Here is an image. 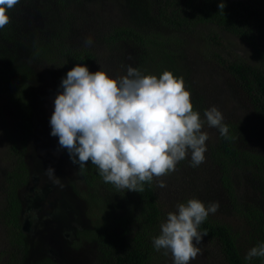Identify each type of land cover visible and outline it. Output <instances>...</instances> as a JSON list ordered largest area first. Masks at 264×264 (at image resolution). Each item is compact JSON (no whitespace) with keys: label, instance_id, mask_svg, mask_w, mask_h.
<instances>
[{"label":"trees","instance_id":"1","mask_svg":"<svg viewBox=\"0 0 264 264\" xmlns=\"http://www.w3.org/2000/svg\"><path fill=\"white\" fill-rule=\"evenodd\" d=\"M123 1L135 23L142 26H117L103 37L105 41L135 44L138 56L134 65L143 74L159 77L168 70L188 80L177 65L183 54L181 48L176 52L166 49L172 45L183 47L197 32L201 54L226 70L248 96L252 117L242 123L249 135L247 142L242 141L244 146L237 140L239 121L229 120L224 123L228 128L226 136L217 130L216 137L206 142L204 153L214 169L217 187L212 190L221 187L226 191L231 202L230 212L242 225L236 229L209 214L199 231H207L204 238L213 243L225 264H264V258L260 257L245 260L252 247L264 242V143H261L264 135L259 134L264 129V0H145L139 5H132L131 0ZM221 2L223 9L219 8ZM12 16L11 22L0 29V83L20 126L17 136L5 134L7 145L3 160L7 163L0 167V217L10 231L6 264H68L55 258L48 244L26 253L30 245L25 242L28 236L22 229L24 200L20 194L30 185L33 175L41 177L44 172L33 163L47 158L41 152L40 140L48 137L51 153H59L71 167L69 186L87 205L83 208L88 220L84 227L61 223L68 247L72 250L86 247V264H149L152 258L158 259L152 240L167 219L166 210L170 207L164 203L171 195L177 199L178 194L161 197L154 181L144 183L142 193L105 183L91 162L82 171L71 162L67 150L59 147L58 137L50 135L51 128H38L44 105L38 93L33 95V86L48 82L45 85L56 94L55 90H62L61 81L67 72L77 64L88 67L92 54L86 48H71L63 40V34L49 33L30 40L16 27L22 19ZM156 26L170 33L158 31ZM241 49L244 53L238 51ZM249 58L255 61H247ZM50 102L54 104L52 97ZM192 104L193 110L202 116L206 110L203 103L197 100ZM245 178L260 187V203L245 204L239 198L236 187ZM253 185H250L252 189ZM205 198L197 197L201 201ZM207 202L208 199L205 205ZM93 209L101 213L94 219L89 214ZM242 240L248 246H242Z\"/></svg>","mask_w":264,"mask_h":264},{"label":"rangeland","instance_id":"2","mask_svg":"<svg viewBox=\"0 0 264 264\" xmlns=\"http://www.w3.org/2000/svg\"><path fill=\"white\" fill-rule=\"evenodd\" d=\"M144 1L131 0V4L139 5L138 3ZM126 7V2L123 0H20V3L9 11V15L10 18L13 15L12 18L22 19L16 23V27L22 35L27 34L30 40L49 35V33L56 36L63 34V40L71 48H86L91 52L92 60L88 65L89 71H98L101 66L110 76L115 78L126 75L128 65L135 67L134 63H136L138 56V49L135 44L119 42V40L117 42L105 41L103 37L105 33L107 34L109 30L117 26H142L138 22L135 23ZM155 29L167 34L170 33L161 26H156ZM89 37H91L92 43L86 46L85 40ZM199 44L200 38L195 32L191 41L183 47L172 45L166 50L176 52L177 48H181L183 54L179 56L181 59L178 60L177 65L187 75L186 89L191 92V98L196 99L192 101H201L206 109L216 106L224 116V123L229 120L232 122L239 121L240 129L237 132V140L239 145L244 146L242 141L247 142L249 135L243 130L242 123L246 118L252 117L248 96L223 69L201 54L198 50L201 47ZM232 48L234 51L237 50L236 45ZM238 51L244 53V49ZM32 81L33 83L36 81V76ZM45 83L42 82L39 86L37 83L32 88L33 95L38 93L43 98L41 103L44 107L40 116L42 122L38 123V128L42 130L51 128L49 118L54 111V104L50 102L51 97L54 102L56 95L62 91L61 89L55 90V94ZM17 119L14 110L6 101L0 83V167L7 163L6 160H3L7 145L5 134L7 133L9 136L18 135L20 126ZM201 119H205L204 112ZM204 127L207 128L204 131L208 133L209 137L206 142H209L216 137L217 129L209 127L206 122ZM259 134L264 135L263 128ZM50 140L49 137L40 140L43 145L41 152H44L47 158L33 164L44 172L41 177L36 175L31 177L30 185L27 186L29 194L23 197V213H26L25 217L27 218V228L24 232L28 236L25 242L30 245V249L26 253L31 254L32 249L48 244L55 258H60L62 261L66 260L68 264H86L88 261L86 247L80 250H72L68 247L61 232V223L65 222L67 226L75 224L84 227L88 220L83 214V208H87V205L69 186L68 179L72 177V172L68 171L71 167L60 157L59 153H51ZM261 143H264V140ZM262 154H264V146ZM204 157L202 164L198 167H192L189 153L188 158L176 165L175 171L159 179H153L156 190L161 197L170 193L178 194L177 199L175 195L167 198L164 204L170 208L166 212H176L178 203L202 196L206 197L205 200L202 199L205 204L207 199V204L219 202V209L215 214H211L212 216L219 218L220 221L233 228L239 229L238 227L242 223L238 217L230 212L232 209L228 199L229 195L221 187L212 190L217 187L214 180V169L207 157ZM50 166L55 169V175L61 179L59 185L50 183V179L45 174V170ZM1 179L0 176V181ZM160 180L164 181L165 187H159ZM205 185L209 188L205 189ZM250 185L253 184L249 183L247 178L241 179V183L236 187L239 198L245 204L260 203V187L256 183L252 189ZM89 214L92 219L95 218L96 214L101 215L94 209L89 211ZM245 227L247 228V226ZM9 232L8 227L3 224L0 217V264H6L8 260L7 236ZM244 244L248 246L247 242L242 240L241 245L244 246ZM199 247L202 254L198 255L190 264H225L216 247L206 238H202ZM26 253L25 256L28 257ZM156 256L158 259L152 258L149 264H173L171 253L167 252L166 254L164 249L157 251Z\"/></svg>","mask_w":264,"mask_h":264},{"label":"clouds","instance_id":"3","mask_svg":"<svg viewBox=\"0 0 264 264\" xmlns=\"http://www.w3.org/2000/svg\"><path fill=\"white\" fill-rule=\"evenodd\" d=\"M19 3L0 0V29L11 22L8 12ZM219 8H224L223 2ZM91 43V37L85 40L86 46ZM60 87L50 135L58 137L59 147L67 150L80 171L91 162L105 183L119 189L142 193L144 183L175 171L189 153L192 167L202 164L209 138L203 130L205 122L222 136L228 132L216 106L206 109L201 119L193 110L184 78L168 70L157 77L128 65L126 75L113 78L101 66L91 72L77 64L62 78ZM45 174L54 185L61 183L51 166ZM165 186L160 180L159 187ZM28 194L26 187L20 196ZM218 209L219 202L205 205L197 198L178 203L177 211L167 213L159 235L153 238L154 249L170 252L173 264H190L202 254L199 245L208 234L199 231L200 225ZM23 215L22 226L27 223ZM254 257L264 258V242L252 247L245 260Z\"/></svg>","mask_w":264,"mask_h":264},{"label":"water","instance_id":"4","mask_svg":"<svg viewBox=\"0 0 264 264\" xmlns=\"http://www.w3.org/2000/svg\"><path fill=\"white\" fill-rule=\"evenodd\" d=\"M27 224V223H26ZM26 224L22 226V229L25 230L27 228Z\"/></svg>","mask_w":264,"mask_h":264}]
</instances>
